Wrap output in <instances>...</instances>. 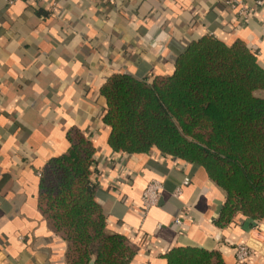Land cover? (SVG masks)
I'll use <instances>...</instances> for the list:
<instances>
[{
	"label": "crops",
	"instance_id": "0c3cea01",
	"mask_svg": "<svg viewBox=\"0 0 264 264\" xmlns=\"http://www.w3.org/2000/svg\"><path fill=\"white\" fill-rule=\"evenodd\" d=\"M225 1L0 0V264H66V243L41 214L38 195L42 171L68 151L72 129L96 148L97 201L108 229L138 247L131 264H167L169 250L187 245L219 251L227 264H264V222L246 231L249 218L239 215L219 227L226 197L203 168L157 151L116 153L102 118L100 89L112 75H171L204 36L241 41L264 65V6L237 0L248 8L243 19ZM152 180L164 191L143 221ZM187 212L192 221L176 226ZM242 245L254 250L245 263L236 258Z\"/></svg>",
	"mask_w": 264,
	"mask_h": 264
},
{
	"label": "trees",
	"instance_id": "16d2710c",
	"mask_svg": "<svg viewBox=\"0 0 264 264\" xmlns=\"http://www.w3.org/2000/svg\"><path fill=\"white\" fill-rule=\"evenodd\" d=\"M103 122L116 153L153 151L204 169L226 194L221 228L237 216L264 222V65L238 41L189 43L171 75H112L100 89ZM261 96H260V95ZM68 151L41 173L38 206L66 243V264H131L138 247L108 229L93 182L96 148L77 129ZM167 264H227L219 251L175 247Z\"/></svg>",
	"mask_w": 264,
	"mask_h": 264
},
{
	"label": "built area",
	"instance_id": "2783aa9c",
	"mask_svg": "<svg viewBox=\"0 0 264 264\" xmlns=\"http://www.w3.org/2000/svg\"><path fill=\"white\" fill-rule=\"evenodd\" d=\"M8 5H13L18 1H26L33 2L34 0H4ZM225 5L227 8H230L234 11H237L238 15L246 19L249 15L248 8L244 5L243 1L237 0H227L225 1ZM254 6L257 8L264 6V0H254ZM188 184V180H186L185 185ZM164 188L163 184L160 181L152 180L147 188L145 189L142 195V208H141V217L146 220L151 212V210L157 207L160 203ZM181 191L176 192V197L180 195ZM187 212L183 219H177L175 221V225L183 228L185 225L192 221V218L188 215ZM254 254V250L248 245H242L237 248L236 258L239 263H245L252 255Z\"/></svg>",
	"mask_w": 264,
	"mask_h": 264
},
{
	"label": "water",
	"instance_id": "95a60500",
	"mask_svg": "<svg viewBox=\"0 0 264 264\" xmlns=\"http://www.w3.org/2000/svg\"><path fill=\"white\" fill-rule=\"evenodd\" d=\"M223 193H224V195H225V197H226L225 192H223ZM222 209H223V205L220 204V205H219L218 212H217L218 215L221 214ZM255 225H256V221H255V220H253V219H248V221H247V223H246V231L249 230V228H250L251 226H255Z\"/></svg>",
	"mask_w": 264,
	"mask_h": 264
},
{
	"label": "rangeland",
	"instance_id": "374dc122",
	"mask_svg": "<svg viewBox=\"0 0 264 264\" xmlns=\"http://www.w3.org/2000/svg\"><path fill=\"white\" fill-rule=\"evenodd\" d=\"M260 95V94H259ZM261 96V95H260Z\"/></svg>",
	"mask_w": 264,
	"mask_h": 264
}]
</instances>
